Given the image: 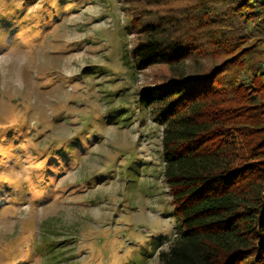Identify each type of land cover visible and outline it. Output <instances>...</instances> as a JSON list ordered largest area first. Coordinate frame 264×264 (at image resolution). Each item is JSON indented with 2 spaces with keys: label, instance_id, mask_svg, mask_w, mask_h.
I'll return each mask as SVG.
<instances>
[{
  "label": "rangeland",
  "instance_id": "rangeland-1",
  "mask_svg": "<svg viewBox=\"0 0 264 264\" xmlns=\"http://www.w3.org/2000/svg\"><path fill=\"white\" fill-rule=\"evenodd\" d=\"M126 7L0 0V264H158L178 235Z\"/></svg>",
  "mask_w": 264,
  "mask_h": 264
},
{
  "label": "trees",
  "instance_id": "trees-1",
  "mask_svg": "<svg viewBox=\"0 0 264 264\" xmlns=\"http://www.w3.org/2000/svg\"><path fill=\"white\" fill-rule=\"evenodd\" d=\"M124 2L134 70L163 71L137 98L178 231L158 264H264V0Z\"/></svg>",
  "mask_w": 264,
  "mask_h": 264
},
{
  "label": "built area",
  "instance_id": "built-area-1",
  "mask_svg": "<svg viewBox=\"0 0 264 264\" xmlns=\"http://www.w3.org/2000/svg\"><path fill=\"white\" fill-rule=\"evenodd\" d=\"M261 68H262V70H264V59H262V62H261Z\"/></svg>",
  "mask_w": 264,
  "mask_h": 264
}]
</instances>
